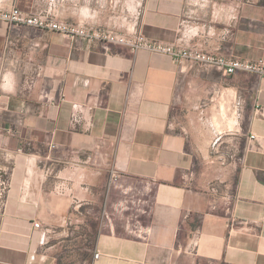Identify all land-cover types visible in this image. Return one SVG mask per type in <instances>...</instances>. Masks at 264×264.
<instances>
[{"label":"crops","instance_id":"obj_1","mask_svg":"<svg viewBox=\"0 0 264 264\" xmlns=\"http://www.w3.org/2000/svg\"><path fill=\"white\" fill-rule=\"evenodd\" d=\"M108 2L0 5L264 58V0ZM0 54V264H264V78L1 20Z\"/></svg>","mask_w":264,"mask_h":264},{"label":"built area","instance_id":"obj_2","mask_svg":"<svg viewBox=\"0 0 264 264\" xmlns=\"http://www.w3.org/2000/svg\"><path fill=\"white\" fill-rule=\"evenodd\" d=\"M116 3V0L108 2L112 8L116 6ZM53 10L51 8L43 12L27 13L14 5H0V20L5 22L9 28L28 27L57 32L72 39H83L91 44L101 43L107 47L128 48L133 53L144 51L169 56L179 65L188 63L213 66L222 70L227 77L246 73L264 78V58L246 60L239 57H226L200 50L195 45L187 46L181 38L172 43L153 40L144 36L135 27H93L81 22H68L58 19ZM3 58V54H0V66L3 64ZM86 109L91 112L92 107ZM251 138L255 139V136H251ZM111 178L113 181H117L118 172L114 170ZM11 185V172L0 162V213L2 214L8 208ZM212 209L215 210L216 206L213 205ZM36 227L39 228L40 224H36ZM95 257L99 258V254H96Z\"/></svg>","mask_w":264,"mask_h":264},{"label":"rangeland","instance_id":"obj_3","mask_svg":"<svg viewBox=\"0 0 264 264\" xmlns=\"http://www.w3.org/2000/svg\"><path fill=\"white\" fill-rule=\"evenodd\" d=\"M241 106H242V102L241 101H239L238 102V104L236 105V106H234L233 107V109L231 110L232 112H236V113H238V116H240V114H241ZM230 111V110H229ZM230 111V112H231ZM236 116H237V114H236ZM235 118V117H234ZM240 119H241V116L239 117ZM232 121V120H231ZM216 125H218V123H217V121H216ZM215 146H216V144H215V140H213V142H212V144H211V149H213V151H214V148H215ZM230 160H232L231 158H230Z\"/></svg>","mask_w":264,"mask_h":264},{"label":"bare ground","instance_id":"obj_4","mask_svg":"<svg viewBox=\"0 0 264 264\" xmlns=\"http://www.w3.org/2000/svg\"><path fill=\"white\" fill-rule=\"evenodd\" d=\"M235 115H236V113H235ZM235 121V120H234Z\"/></svg>","mask_w":264,"mask_h":264}]
</instances>
